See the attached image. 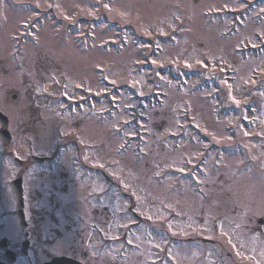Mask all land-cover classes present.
Listing matches in <instances>:
<instances>
[{
	"label": "rangeland",
	"instance_id": "374dc122",
	"mask_svg": "<svg viewBox=\"0 0 264 264\" xmlns=\"http://www.w3.org/2000/svg\"><path fill=\"white\" fill-rule=\"evenodd\" d=\"M35 6L41 11H54L58 18H37L43 23L28 29L39 39L38 43L32 44L25 37L20 45L13 42L11 35H25L26 29L20 25L27 28L37 17L32 13ZM261 14H264V0H0V111L9 118L8 130L12 135L10 143L0 141V214L15 211L9 183L19 175L25 177L24 188L33 209L29 259L18 256L16 264H43L49 254L52 257L87 250L92 264H169L165 259L159 260L165 253L171 255V264L173 259L174 264H221L222 258L214 252L217 246L228 264H264V254L261 255L264 225L257 222L264 219V159L259 160V173L253 178L246 164L247 156L240 157L236 151L221 155L204 153L202 147L208 145L190 143L193 134L187 126L191 122L214 142L229 146L235 143V132L236 141L243 143L248 151L252 148L255 159L264 155V55L254 58L250 53L249 58H243L236 52L246 40L256 39L255 32L264 34ZM233 15H246L247 22L239 34L227 35L233 26ZM105 18L118 22L121 28L133 29L126 34L129 45L121 54H116L114 49L123 48L124 35L115 32V28H107ZM82 20L88 21L90 27L79 25L76 37L63 32L73 22L78 24ZM91 29L93 34L88 33ZM133 33L155 40L163 52L154 53L151 46H134ZM75 41L88 47L91 43L96 50L80 54ZM220 59L224 69L233 71L229 76L236 79L234 82L221 79V69L215 65ZM200 62L204 78L218 76L223 86L220 97L189 75L187 79L182 77L188 86L177 87L178 81L171 79L170 72L162 74L146 69L171 67L173 72L188 74L183 67L185 63L197 70ZM100 77L117 87L129 85L139 94L159 97L163 94V105L154 109L149 104L140 111L149 119L142 127L135 124L123 128L127 121L138 119L124 112L115 114L113 119L102 116L107 108L106 100H94L98 110H91L93 102L88 110H81L80 106L77 109L80 114L74 117L69 114L72 110L63 109L64 105L56 102L60 93L81 98L83 92L111 91L121 108L132 106L138 110L139 105L131 100V94L104 88L99 83ZM12 95L19 98L13 100ZM249 105L253 106V114L246 108ZM222 107L230 108L234 114L221 116ZM242 118L253 119L251 129L240 123ZM59 126L63 133L75 139L65 135L61 140ZM138 131L147 134L142 137L147 157L141 162L136 161L133 150L126 154L119 151L125 136ZM56 139L58 143L67 139L78 142L86 163L107 171L109 183L99 182L97 178L79 183L72 150L68 153L59 144L52 148ZM34 145L46 153L51 149L55 157L59 156L58 152L63 154L54 162L52 171L56 174L41 178L47 174L43 170L49 173L51 164L35 167L27 162L28 154L36 151ZM13 157L21 158L24 166L18 167ZM203 157L206 161H201ZM27 163L32 168L29 173L24 170ZM63 173H68L71 180V192L67 194L60 193L61 187L58 191L53 188L54 183L60 184ZM198 187L206 198L198 193ZM119 189L134 196L135 212L145 218L143 226L127 227L128 222L136 221L122 214L130 204L117 199ZM107 190L112 200L99 204L94 196ZM48 192L55 195L54 204L48 200ZM57 203L61 206L59 210ZM99 205L107 207L110 213L94 215V209H102ZM44 210L54 214L58 224L49 218L45 222L40 215ZM69 224L75 226L68 228ZM93 225L106 232V240L112 239L111 244L104 242L105 236L100 239L96 236ZM154 230L160 231V235ZM57 231L63 234L60 240ZM165 231L168 238L164 237ZM22 233L11 214L1 220L0 239L8 237L19 250ZM122 235L125 243L115 245ZM207 235L214 245L177 246L171 241L175 237L184 242ZM94 239H98V245L106 243V252L98 250L92 242ZM53 240H56L54 246L50 245ZM232 243H238L235 249ZM236 249L240 253L235 258L233 252L227 257L228 251Z\"/></svg>",
	"mask_w": 264,
	"mask_h": 264
},
{
	"label": "flooded vegetation",
	"instance_id": "af4514ba",
	"mask_svg": "<svg viewBox=\"0 0 264 264\" xmlns=\"http://www.w3.org/2000/svg\"><path fill=\"white\" fill-rule=\"evenodd\" d=\"M64 177L66 178V176H64ZM66 187H67V186H66ZM55 188H56V186H55ZM62 192H63V193H66V192H68V189L63 188V189H62ZM52 202L54 203V197H53V195H52V197H51V203H52ZM59 209H60V205L57 204L56 210H59ZM44 211H45V210H44ZM102 211H103L104 213H106V212H107V209H106V208H103ZM103 212H102V213H103ZM27 213H28V217H30V218L32 219V217H33V209H32V207H29V208H28ZM104 213H103V214H104ZM94 214H95V215H98V211H95ZM40 215L43 216V219H44L45 222L47 221L48 218H50L51 221L54 222V223H56V221H57V220L55 219L54 215L51 214V212H49V211H45L43 214H40ZM0 254H1V253H0ZM1 255H2V254H1ZM87 256H88V255H87L86 253L83 254V257L87 258Z\"/></svg>",
	"mask_w": 264,
	"mask_h": 264
},
{
	"label": "water",
	"instance_id": "95a60500",
	"mask_svg": "<svg viewBox=\"0 0 264 264\" xmlns=\"http://www.w3.org/2000/svg\"><path fill=\"white\" fill-rule=\"evenodd\" d=\"M0 123H2L3 125H6V123H7V120L2 115H0ZM1 138L3 140H9L10 139L8 133H6V132L1 133ZM16 190H17V194H19V190L18 189H16ZM54 264H71V263H69L68 260H66V259H62V260L55 261Z\"/></svg>",
	"mask_w": 264,
	"mask_h": 264
},
{
	"label": "snow or ice",
	"instance_id": "6c2138e0",
	"mask_svg": "<svg viewBox=\"0 0 264 264\" xmlns=\"http://www.w3.org/2000/svg\"><path fill=\"white\" fill-rule=\"evenodd\" d=\"M153 63L155 64L156 62L153 61ZM235 103L239 104V101H235ZM180 171H183L182 169H180Z\"/></svg>",
	"mask_w": 264,
	"mask_h": 264
}]
</instances>
